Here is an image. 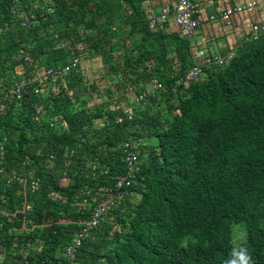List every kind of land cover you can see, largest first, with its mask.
<instances>
[{"label":"trees","instance_id":"obj_1","mask_svg":"<svg viewBox=\"0 0 264 264\" xmlns=\"http://www.w3.org/2000/svg\"><path fill=\"white\" fill-rule=\"evenodd\" d=\"M34 2L0 0V264H63L64 246L88 218L77 211L82 193L105 197L124 172L121 143L151 135L149 167L141 157L121 206L83 242L75 262L225 264L238 246L250 264H264V35L204 79L174 88L191 65L188 46L148 27L143 0H54L44 20L22 27L20 16L34 12ZM72 56L100 58L98 102L81 70L47 79L53 91L37 95L28 84L15 98L16 66H60ZM153 77L163 90L141 107L135 99ZM171 95L177 104L169 110ZM67 150L73 155L65 165ZM12 170H31L38 188L29 179L8 181ZM236 224L244 239L235 245Z\"/></svg>","mask_w":264,"mask_h":264},{"label":"built area","instance_id":"obj_2","mask_svg":"<svg viewBox=\"0 0 264 264\" xmlns=\"http://www.w3.org/2000/svg\"><path fill=\"white\" fill-rule=\"evenodd\" d=\"M255 7L254 1H247L238 5L232 6L223 12L218 17L215 15L209 16V19L214 20L221 18L227 20L232 14L240 13L251 10ZM53 12L50 7H42L41 10L37 8L34 12H29L22 16V27H28L35 19L39 18L44 20L45 17ZM198 9L190 0H175L173 9L164 7L158 14L153 11L148 13V27L151 30H164L166 27V20L168 16L173 17V21L178 30L186 35H191L199 27L201 20L199 18ZM27 15V16H25ZM261 35H264V18H261L257 23L249 24L248 38L251 41L257 40ZM235 57L234 52H229L226 55H207L201 49H197L194 53V61L184 71V73L175 80L174 88L183 87L187 88L192 82L205 76V72L210 68H222L227 65ZM25 62H30L29 57H24ZM80 69V58L78 56H72L65 64L60 66L44 67L42 74L44 78L55 80L57 78H63L74 70ZM31 71V70H30ZM38 81L37 76L33 73L27 78H21L20 81L14 85V95L16 99H19L22 93V88L28 84H36ZM161 90H163V84L161 81L153 77L151 78L145 87V90L136 97V103L143 107L149 99L155 97ZM34 93L39 95L40 89L36 85L33 89ZM127 120H131L133 112L131 109H126ZM50 127H55V122L49 124ZM122 163L124 166L123 174L117 176L113 183V190L107 191L105 197L96 198L92 194V189H85L77 203V211L80 213L87 212L88 218L79 222V228L72 234L69 242L63 248V264H71L75 262L79 249L84 241L89 239L98 226L104 222L108 216L119 207L120 201L126 195V190L135 181L137 174L141 168V140L128 137L121 143ZM3 155V147L0 145V158ZM73 155V150H67L63 154V162L65 165L70 163V158ZM49 162L55 160L54 155H50ZM3 172V167L0 166V174ZM106 174V171H103ZM94 176V173H93ZM8 181H14L19 185H24L26 180L29 179L33 190H36L39 186V178L34 177L32 173L27 175L22 174L18 170H12L8 174ZM66 181V174H62V182ZM63 200V199H62ZM7 216V214H2ZM14 216V214H12ZM21 228H26V221H22ZM33 227V226H32ZM2 257L0 256V262ZM23 264H34L30 261H24Z\"/></svg>","mask_w":264,"mask_h":264},{"label":"crops","instance_id":"obj_3","mask_svg":"<svg viewBox=\"0 0 264 264\" xmlns=\"http://www.w3.org/2000/svg\"><path fill=\"white\" fill-rule=\"evenodd\" d=\"M198 9L201 23L191 35L181 33L175 26L173 17L170 15L166 20V27L162 30L165 40L173 39L175 36L185 42L188 46L189 62L194 61V53L201 49L207 55H226L240 51L244 44L251 42L248 38L249 24L257 23L264 18V0H190ZM254 1L255 7L251 10L234 13L227 20L217 18L224 10L243 2ZM175 0H143L142 8L148 16L149 11L158 14L164 7L173 9ZM215 15L211 20L209 16ZM178 69V63L172 65ZM164 70H167L164 67ZM201 78L200 80H202ZM199 80V79H198ZM71 264H86L84 262H73Z\"/></svg>","mask_w":264,"mask_h":264},{"label":"rangeland","instance_id":"obj_4","mask_svg":"<svg viewBox=\"0 0 264 264\" xmlns=\"http://www.w3.org/2000/svg\"><path fill=\"white\" fill-rule=\"evenodd\" d=\"M35 2V6L36 9L37 7L41 10L42 7H50L53 9V7L50 5L53 3L54 0H34ZM23 13L20 16V25L22 26V16H24ZM27 16V15H25ZM124 27V25H123ZM126 29V28H125ZM127 30V29H126ZM125 33V32H124ZM28 57V56H26ZM79 57V56H78ZM80 69L81 70V74L84 80V83L86 84V86L88 85L90 88L93 85L95 88L92 89L91 88V92L93 94H96L97 96L95 98H92V100L94 102H98L100 100L101 97H104V88H105V82L103 81V77H102V73H101V61L100 58H89V57H83L80 56ZM44 67H35L33 69H31V71H26L25 67H23L22 65H18L13 69V73L16 77L14 83H13V87H12V91H14V85L15 83L18 81H20L21 78H27L28 76H30L31 74H35L37 76L38 81L36 82V85H38L39 89H40V93H47L50 90L53 91L52 88L48 87V85L46 86V80L47 78L43 77L42 71H43ZM206 76L202 77L203 79ZM201 79V78H200ZM199 79V80H200ZM52 82H54L55 80H51L48 79ZM104 86V87H103ZM23 89V88H22ZM14 94V93H13ZM89 104H92L91 101H89ZM136 104V103H135ZM135 104H132V106L135 107ZM177 104V98H175V95H171L169 98V110H171V108H173L174 105ZM137 107V106H136ZM140 108L137 109V111H139ZM169 114V119L171 118V113ZM156 141L154 140V136H149V137H145L144 139L141 140V144H142V148H143V156H142V165L149 167L150 165V155L156 152ZM22 174L27 175L29 173L33 172L31 170L28 171H20ZM133 197L132 198H137L138 196L135 195L134 193H132ZM128 196V195H127ZM131 197H129L131 199V201L133 200ZM127 203L129 202H125L124 206L127 205ZM121 202L119 203V206H121ZM107 224H110V221L107 222ZM117 226V225H116ZM108 235H106V237H109L110 235H112L111 231L110 233H107ZM231 234H232V241L233 243L236 245L237 243H239L240 241H242L244 239V227L243 225H233L232 229H231ZM110 238V237H109Z\"/></svg>","mask_w":264,"mask_h":264},{"label":"clouds","instance_id":"obj_5","mask_svg":"<svg viewBox=\"0 0 264 264\" xmlns=\"http://www.w3.org/2000/svg\"><path fill=\"white\" fill-rule=\"evenodd\" d=\"M250 256L247 249L243 247H233L230 258L225 262V264H250Z\"/></svg>","mask_w":264,"mask_h":264}]
</instances>
